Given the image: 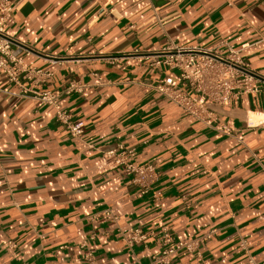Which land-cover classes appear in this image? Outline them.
<instances>
[{
  "label": "crops",
  "instance_id": "crops-1",
  "mask_svg": "<svg viewBox=\"0 0 264 264\" xmlns=\"http://www.w3.org/2000/svg\"><path fill=\"white\" fill-rule=\"evenodd\" d=\"M10 2L20 68L17 83L0 69V264H153L160 244L127 230L163 226L175 240L209 234L199 256L168 264H264V121L247 119L264 115V0ZM168 40L232 44L261 91L212 106L208 124L186 116L150 87L176 76L152 65ZM70 82L79 90L64 93ZM42 92L82 122L80 138ZM120 148L155 166L151 190L106 154Z\"/></svg>",
  "mask_w": 264,
  "mask_h": 264
},
{
  "label": "built area",
  "instance_id": "built-area-1",
  "mask_svg": "<svg viewBox=\"0 0 264 264\" xmlns=\"http://www.w3.org/2000/svg\"><path fill=\"white\" fill-rule=\"evenodd\" d=\"M13 9L10 0H0V69L9 80L17 83L16 73L20 68V61L16 56L18 50L11 49V40L3 31V24L10 17ZM239 51L240 49L234 48L225 41L204 48L179 46L168 40L153 54L155 58L152 60V65L174 70L176 76H166L160 83L150 87L178 107L186 116L208 124L212 106H226L236 102L242 95H256L261 91L262 79L250 68ZM39 72L34 70V73ZM177 81L182 82L183 87L178 85ZM79 88L80 86L70 82L63 91L69 93ZM34 98L42 104L53 106L56 121L64 126L70 136L80 138L83 132L82 122L71 120L65 110L57 107L54 94L42 92L36 94ZM262 121L264 118L258 120V123ZM221 129L224 131V126H221ZM106 154L113 157L114 165L120 167L122 174L140 194L151 190L157 180L154 165L132 161L129 151L122 148L118 151L109 150ZM157 195L158 192H154L152 197L155 198ZM104 215L114 219L108 211ZM127 232V242H142L148 237H153L156 243L160 244L159 253L151 257L153 264H168L170 257L179 251L199 256L200 241L209 237V234H205L198 238L175 240L164 226L144 231L130 228Z\"/></svg>",
  "mask_w": 264,
  "mask_h": 264
},
{
  "label": "bare ground",
  "instance_id": "bare-ground-1",
  "mask_svg": "<svg viewBox=\"0 0 264 264\" xmlns=\"http://www.w3.org/2000/svg\"><path fill=\"white\" fill-rule=\"evenodd\" d=\"M255 117H254V116ZM253 116V117H252ZM264 115L258 112H248L247 114V119L249 122H251L252 124L256 123L258 120H260L261 118H263Z\"/></svg>",
  "mask_w": 264,
  "mask_h": 264
}]
</instances>
